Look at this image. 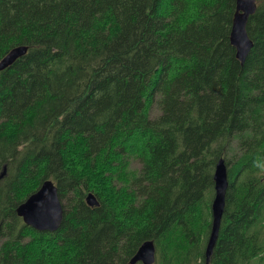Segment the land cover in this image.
I'll list each match as a JSON object with an SVG mask.
<instances>
[{
	"label": "trees",
	"instance_id": "obj_1",
	"mask_svg": "<svg viewBox=\"0 0 264 264\" xmlns=\"http://www.w3.org/2000/svg\"><path fill=\"white\" fill-rule=\"evenodd\" d=\"M234 10L0 0V58L27 46L0 71V264H130L145 240L153 264H204L220 156L228 187L209 264H264V0L243 64ZM47 178L64 208L52 232L15 212Z\"/></svg>",
	"mask_w": 264,
	"mask_h": 264
},
{
	"label": "water",
	"instance_id": "obj_2",
	"mask_svg": "<svg viewBox=\"0 0 264 264\" xmlns=\"http://www.w3.org/2000/svg\"><path fill=\"white\" fill-rule=\"evenodd\" d=\"M256 0H235L232 26L230 30V44L235 48V56L243 64L248 55L253 41L247 34L246 23L251 14L255 11ZM27 51L26 45L12 47L0 58V71L11 65L17 58ZM6 173V165L0 173L2 177ZM213 185L215 190L214 199L211 205L212 219L211 228L205 246L204 264L210 263V257L216 244L221 218L225 206V196L228 187V172L225 158L220 156L215 163L213 171ZM88 205L98 204V199L93 192H88L85 197ZM16 214L23 218L26 225L36 230L55 231L63 220L64 208L59 197L57 186L52 179H45L39 187L31 192L15 208ZM155 246L152 240H145L140 244L129 263L153 264L155 261Z\"/></svg>",
	"mask_w": 264,
	"mask_h": 264
},
{
	"label": "rangeland",
	"instance_id": "obj_3",
	"mask_svg": "<svg viewBox=\"0 0 264 264\" xmlns=\"http://www.w3.org/2000/svg\"><path fill=\"white\" fill-rule=\"evenodd\" d=\"M150 109H151V110H150V116H151V117H155V116L158 114V112H159V109H158V107L156 106V101H154V102L152 103ZM213 189H214V185H213ZM89 192H92V191H89ZM96 197H97V196H96ZM210 204H211V202H210ZM252 262L254 263V262H256V260L254 259Z\"/></svg>",
	"mask_w": 264,
	"mask_h": 264
},
{
	"label": "bare ground",
	"instance_id": "obj_4",
	"mask_svg": "<svg viewBox=\"0 0 264 264\" xmlns=\"http://www.w3.org/2000/svg\"><path fill=\"white\" fill-rule=\"evenodd\" d=\"M232 26V25H231ZM245 61V60H244ZM240 62V61H239ZM244 63V62H243ZM226 159V158H225ZM45 180V179H44ZM87 195V194H86ZM214 195H215V190L213 189V194H212V198H211V204H210V211H211V205L214 199ZM98 199V198H97ZM211 219H212V211H211ZM212 222V221H211ZM39 231H46V230H39Z\"/></svg>",
	"mask_w": 264,
	"mask_h": 264
},
{
	"label": "flooded vegetation",
	"instance_id": "obj_5",
	"mask_svg": "<svg viewBox=\"0 0 264 264\" xmlns=\"http://www.w3.org/2000/svg\"><path fill=\"white\" fill-rule=\"evenodd\" d=\"M28 195H29V194H28ZM28 195H27V196H28ZM27 196H26L25 198H27ZM25 198H24V199H25ZM24 199H23V200H24ZM23 200H22V201H23ZM22 201H21V202H22ZM21 202H20V203H21ZM15 212H16V211H15ZM18 216H19V215H18ZM19 217L22 219V222L24 223L23 218H22L21 216H19ZM24 224H25V223H24ZM25 225H26V224H25Z\"/></svg>",
	"mask_w": 264,
	"mask_h": 264
}]
</instances>
